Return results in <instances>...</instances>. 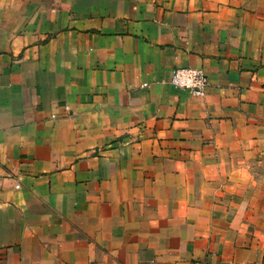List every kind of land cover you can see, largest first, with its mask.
Listing matches in <instances>:
<instances>
[{"label": "crops", "instance_id": "0c3cea01", "mask_svg": "<svg viewBox=\"0 0 264 264\" xmlns=\"http://www.w3.org/2000/svg\"><path fill=\"white\" fill-rule=\"evenodd\" d=\"M262 144L264 0H0V264H264Z\"/></svg>", "mask_w": 264, "mask_h": 264}, {"label": "rangeland", "instance_id": "374dc122", "mask_svg": "<svg viewBox=\"0 0 264 264\" xmlns=\"http://www.w3.org/2000/svg\"><path fill=\"white\" fill-rule=\"evenodd\" d=\"M261 153L255 154L253 157L248 158V165L252 167L254 174V181L257 186L255 190L249 195V204L244 207H233L235 209L236 215L243 211V216H241V221H239V216L236 222H243V228L248 230L259 232L260 237L252 236L254 240L264 241V144L259 147L258 145H253L252 150H259ZM255 199H260V202H255Z\"/></svg>", "mask_w": 264, "mask_h": 264}, {"label": "built area", "instance_id": "2783aa9c", "mask_svg": "<svg viewBox=\"0 0 264 264\" xmlns=\"http://www.w3.org/2000/svg\"><path fill=\"white\" fill-rule=\"evenodd\" d=\"M168 84L199 98L205 96L208 87L204 70L190 67H180L173 70Z\"/></svg>", "mask_w": 264, "mask_h": 264}]
</instances>
